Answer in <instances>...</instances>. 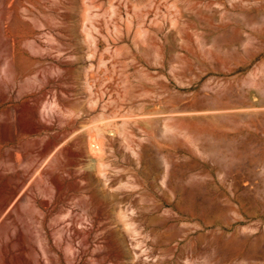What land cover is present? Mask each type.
Listing matches in <instances>:
<instances>
[{"label": "rangeland", "instance_id": "374dc122", "mask_svg": "<svg viewBox=\"0 0 264 264\" xmlns=\"http://www.w3.org/2000/svg\"><path fill=\"white\" fill-rule=\"evenodd\" d=\"M0 65V197L26 173L61 189L0 232V264H35L44 235L43 264H264V0H0ZM187 173L231 204L220 226L152 192Z\"/></svg>", "mask_w": 264, "mask_h": 264}, {"label": "bare ground", "instance_id": "6f19581e", "mask_svg": "<svg viewBox=\"0 0 264 264\" xmlns=\"http://www.w3.org/2000/svg\"><path fill=\"white\" fill-rule=\"evenodd\" d=\"M1 66V65H0ZM2 68V67H1ZM4 68V67H3ZM5 117V116H4ZM8 121H9V119H8ZM6 128H7V131L8 132H10L11 131V127L9 126V125H7L6 126ZM18 128H19V130L21 131V132H30V131H36L37 130V128H30V127H27V126H25V125H23V124H21V123H19V125H18ZM99 130V129H98ZM3 131V130H2ZM73 131V130H72ZM72 131H70V132H72ZM20 132V133H21ZM38 132V131H37ZM75 133V132H74ZM73 133V134H74ZM3 134H5V133H3ZM72 135V134H71ZM2 136H4V138H5V135H2ZM66 136V135H65ZM70 135H68V137H69ZM71 137V136H70ZM60 139V138H59ZM60 143V142H59ZM58 143V144H59ZM27 146V145H26ZM32 146V145H31ZM60 146V145H59ZM58 146V147H59ZM23 147V146H22ZM21 147V148H22ZM35 147V146H34ZM37 147V146H36ZM57 147V142L55 141V140H53V141H50L49 143H47L44 147H42L40 150H39V153H38V156H39V159L40 158H42L43 156H48L50 153H52V151H54L55 150V148ZM34 149V148H33ZM59 149V148H58ZM29 150H30V148H29ZM57 151H59V150H56V152ZM24 152V151H23ZM23 152H21V153H23ZM27 152H29V151H27ZM59 152H61V151H59ZM31 153V152H30ZM26 154V153H25ZM24 154V155H25ZM58 154V153H57ZM57 154H55V155H57ZM60 155V154H59ZM54 156V155H53ZM53 156H52V158H53ZM58 156V155H57ZM55 157V162L57 163V167H61V161H62V159L61 158H59V157ZM70 156V155H69ZM62 157V156H61ZM45 159V158H44ZM72 160V159H71ZM53 161V162H54ZM102 161V160H101ZM52 162V161H51ZM54 162V163H55ZM35 163V162H34ZM36 164V163H35ZM34 164V165H35ZM38 164V163H37ZM44 164V163H43ZM16 165H18V163L16 164ZM33 165V166H34ZM41 165V164H40ZM40 165H38V166H40ZM63 165V164H62ZM18 166H20V164L18 165ZM17 166V167H18ZM41 167V166H40ZM32 168V167H31ZM34 169V168H33ZM61 169V168H60ZM35 170V169H34ZM33 170V171H34ZM58 170V169H57ZM32 171V172H33ZM64 171V170H63ZM97 171H99V170H97ZM201 171V170H200ZM45 172H47V171H45ZM101 172V171H100ZM31 173V172H30ZM36 173H38V172H36ZM102 173V172H101ZM42 175H40V174H38V177H36V178H34V177H31L32 179H33V184L34 185H36V187H38L39 188V190L38 191H40V193L39 194H35L34 192H33V190H32V188L31 187H29V186H27V185H25V182H26V180H27V178H28V173H26V174H20V175H18V176H16V178L12 181V180H10V179H8V182L10 183L11 181H12V188H11V190L9 191V192H7L6 194H4L3 195V193H2V195H1V197H0V214L6 209V216H5V219L0 223V232L1 233H4V234H7V228H8V226L9 225H11L12 223H13V221H14V217L16 216V217H18L20 214H21V209H22V207H23V205L25 206L26 204L25 203H28V202H32L33 203V205H34V207H35V209H36V211L38 212V215H40L42 218L47 214V213H49L50 211H52L54 208H55V206L57 205V203L60 201V198H61V189H60V186H59V182H58V180H55L53 177V179L51 178V177H49L48 175H46L45 173H41ZM181 174V173H180ZM201 174V173H200ZM16 175V174H15ZM167 175H169V173L167 174ZM192 175V174H191ZM188 176V173H187V176L186 177H184V178H178V179H175L174 181H169L168 182V184H167V192L165 191H163L162 192V190L164 189L162 186V190L161 191H158L157 189H156V187L154 186V185H150V187H151V189H152V192L154 193H157V195H158V197H159V201L160 202H162V203H166V204H168L169 206H170V208L172 207V209H175V210H177V212H180V213H182V214H184V216H186V218L187 219H189L190 221H194V222H197V224H199V226H200V228H203V227H217V226H220L221 225V222H222V217H223V213H224V211L225 210H228V209H230L231 208V204L229 203V202H227L226 201V203H224V201L222 200L223 199V195L221 194V192L219 191V189L218 188H216V187H214V186H212L211 185V183L205 178V177H195V176ZM84 176V175H83ZM163 176V175H162ZM160 177V178H162L163 179V177ZM164 179L167 177L166 175H165V173H164ZM180 176V175H179ZM168 177H170V175L168 176ZM175 177H176V175H175ZM178 177V176H177ZM8 178V177H7ZM79 178V177H78ZM77 178V179H78ZM82 177H80L79 179H81ZM159 178V177H158ZM30 179V178H29ZM149 179V178H148ZM162 179H161V181H162ZM7 180V179H6ZM83 180H85V179H83ZM101 180V179H100ZM150 180V179H149ZM148 180V181H149ZM151 180H152V178H151ZM86 181V180H85ZM104 181V180H103ZM142 181V180H141ZM160 181V182H161ZM87 182V181H86ZM153 182V181H152ZM165 181L163 180V183L161 182V184L163 185V184H165L164 183ZM3 183H5V182H3ZM104 182H102V184H103ZM107 183V182H106ZM105 183V184H106ZM133 183V182H132ZM131 183V184H132ZM144 183V182H143ZM149 183H150V181H149ZM157 183V182H156ZM221 183V182H220ZM31 184H32V182H31ZM30 184V185H31ZM134 184V183H133ZM144 184H146V183H144ZM151 184V183H150ZM158 184V183H157ZM216 184V183H215ZM6 185H8V184H6ZM107 185V184H106ZM135 186H137V187H139V185H136V184H134ZM160 185V184H159ZM1 186V185H0ZM208 186V187H207ZM7 187V186H6ZM9 187V186H8ZM7 187V188H8ZM28 187V188H27ZM131 187H133V186H131ZM104 188H105V185H104ZM103 188V189H104ZM140 188V187H139ZM165 188H166V184H165ZM108 189V188H107ZM110 189V188H109ZM108 189V190H109ZM137 189V188H136ZM208 189H209V191H208ZM4 190V189H3ZM6 190V189H5ZM115 190V189H114ZM143 190V189H142ZM146 190V189H145ZM165 190V189H164ZM2 191V190H1ZM37 191V190H36ZM86 192L88 191V190H85ZM222 191V190H221ZM140 192V191H139ZM138 192V193H139ZM142 192V191H141ZM160 192V193H159ZM223 192V191H222ZM255 192V191H254ZM94 193V192H93ZM137 193V192H136ZM159 193V194H158ZM171 194V195H169V194ZM142 194V193H141ZM140 194V195H141ZM230 195V194H229ZM248 195V194H247ZM246 195V196H247ZM254 195V194H253ZM255 195H257V194H255ZM62 196H63V194H62ZM88 196H90V195H88ZM92 196V195H91ZM95 197H96V194L94 195ZM134 196V195H133ZM138 196V195H137ZM136 196V197H137ZM242 195H238V194H236V196H234V198H233V200L237 203V204H239L240 206H242V202H244L243 200V198L242 197H244V196H242ZM262 196V195H261ZM99 197V196H98ZM98 197H96V198H98ZM140 196H138V198H139ZM142 197H144L145 198V196H142ZM155 198L157 197V196H154ZM228 197V196H227ZM253 197V196H252ZM85 198H87V197H85ZM94 198V197H93ZM102 198V197H101ZM100 198V199H101ZM247 198V197H246ZM250 198V197H249ZM249 198H247V200L249 199ZM260 198V197H259ZM104 199V198H103ZM130 199H131V197H130ZM142 199V198H141ZM156 199H158V198H156ZM229 199V198H228ZM76 200H78V199H76ZM104 200H106V199H104ZM229 200H231V199H229ZM246 200V199H245ZM250 200V199H249ZM253 200V199H252ZM100 201H102V200H99V202ZM158 201V200H157ZM222 201H223V203H222ZM127 202V201H126ZM140 202V201H139ZM143 203H144V201H142ZM107 203V202H106ZM148 203H149V201H148ZM157 203V202H156ZM235 203V204H236ZM250 203H252V201L250 202ZM253 203H254V201H253ZM100 204V203H99ZM98 204V205H99ZM105 204V203H104ZM138 205H140V203H137ZM152 204V203H151ZM77 205V204H76ZM101 205V204H100ZM107 205V204H106ZM118 205V204H117ZM121 205V204H120ZM154 205V204H153ZM253 205V204H252ZM85 206V205H84ZM127 206V205H126ZM142 206V205H141ZM148 206V205H147ZM100 207H104V206H100ZM107 207V206H106ZM124 207V206H123ZM138 207V206H137ZM166 207V206H165ZM119 207H117V210H119L118 209ZM86 209H87V207H86ZM106 209V208H105ZM112 209V208H111ZM125 209V208H124ZM123 209V210H124ZM137 209V208H136ZM140 209V208H139ZM142 209V208H141ZM237 209H238V207H237ZM249 209V208H248ZM253 209V208H252ZM85 210V209H84ZM107 210V209H106ZM105 210V211H106ZM126 210H128V209H126ZM160 210V209H159ZM167 210V209H166ZM235 210H236V208H235ZM86 211V210H85ZM84 211V212H85ZM120 212H121V210H119ZM118 211V212H119ZM130 211V210H129ZM157 211V210H156ZM155 211V212H156ZM164 211V210H163ZM174 211V210H173ZM251 211V210H250ZM254 211V210H253ZM94 212V211H93ZM116 212V211H115ZM135 212V211H134ZM133 212V213H134ZM137 212H139L138 210H137ZM242 212V211H241ZM249 212V211H248ZM89 212H87V213H85V214H88ZM103 213V212H102ZM123 213H124V211H123ZM122 213V214H123ZM129 213V212H128ZM131 213V215H132V212H130ZM162 213V212H161ZM164 213H166L165 211H164ZM169 214H170V212H168ZM174 213H175V211H174ZM94 214V213H93ZM104 214V213H103ZM110 214V213H109ZM118 214V213H117ZM156 214V213H155ZM64 214H62V216H63ZM68 215H70V214H68ZM89 215V214H88ZM95 215V214H94ZM112 215V214H111ZM137 215V214H136ZM170 215H172V214H170ZM177 215V214H176ZM247 215V214H246ZM250 215V214H249ZM67 216V215H66ZM89 216H91V215H89ZM116 216V215H115ZM128 217H129V215H127ZM133 216V215H132ZM167 216H169V215H167ZM58 217V216H57ZM64 217V216H63ZM96 217V216H95ZM117 217H119V215H117L115 218H117ZM123 217V216H122ZM258 217V216H257ZM59 218H60V216H59ZM69 218H72L71 219V221L68 223L70 226H71V232H72V235H71V238H69V242H67L66 240V242L67 243H69V244H67L69 247H72V243H73V240L76 238V236H78V230H77V225H79L78 224V221L76 220L77 218H73L72 216L71 217H69ZM90 218V217H89ZM113 218V217H112ZM120 218V217H119ZM224 218V217H223ZM238 218H240V216L238 217ZM243 218V217H242ZM55 219H56V217H55ZM55 219H54V221H55ZM64 219V218H63ZM96 219V218H95ZM101 219V218H100ZM110 219V218H109ZM132 219V218H131ZM130 219V220H131ZM134 219V218H133ZM156 219V218H155ZM161 219H163V218H161ZM160 219V220H161ZM164 219H165V217H164ZM184 219V218H183ZM225 219V218H224ZM248 219V218H247ZM255 219V218H254ZM107 220V219H106ZM112 220V219H111ZM119 220V219H118ZM159 220V219H158ZM166 220V219H165ZM168 220V219H167ZM82 221L84 222V218L82 219ZM81 221V222H82ZM96 221V220H95ZM98 221V220H97ZM101 221V223H102V221L103 220H100ZM99 221V222H100ZM107 221H109V220H107ZM106 221V222H107ZM116 221V220H115ZM133 221V220H132ZM131 221V222H132ZM156 221V220H155ZM162 221V220H161ZM52 222V221H51ZM56 222H58V220H56ZM56 222H54V225H55V223ZM91 222V221H90ZM94 222V221H93ZM176 222H178V221H176ZM184 222V221H183ZM183 222H181L180 224L182 225V223ZM259 222V221H258ZM60 223H62V222H60ZM80 223V222H79ZM155 223V222H154ZM179 223V222H178ZM188 223H190L189 221H188ZM263 223V222H262ZM49 224V223H48ZM57 225L59 224V223H56ZM81 224V223H80ZM93 224V223H92ZM115 224V223H114ZM126 224V223H125ZM128 224V223H127ZM127 224H126V226H127ZM134 224V223H133ZM226 224V223H225ZM68 225V226H69ZM106 225H108V224H106ZM155 225V224H154ZM162 225H165V224H163L162 223ZM191 224H189L188 226H186V224L184 225L185 227H189ZM67 226V227H68ZM96 226V225H95ZM105 226V225H104ZM118 226V225H117ZM121 226H123V225H121ZM126 226H124V228L126 227ZM161 226V225H160ZM159 226V227H160ZM257 226V225H256ZM63 227V226H62ZM79 227H80V225H79ZM99 227V226H98ZM105 227H107V226H105ZM104 227V228H105ZM110 227V226H109ZM165 227V226H164ZM248 227V226H247ZM58 228V227H57ZM60 228H61V226H60ZM59 228V229H60ZM119 228V227H118ZM123 228V229H124ZM158 228V227H157ZM197 228V227H196ZM256 228V227H255ZM68 229V228H67ZM92 229V228H91ZM162 229H163V227H162ZM165 229H166V227H165ZM181 229V228H180ZM184 229V228H183ZM189 229V228H188ZM62 230H63V228H62ZM61 230V232H63ZM69 230H70V228H69ZM69 230H68V232H69ZM101 230V229H100ZM106 230V229H105ZM184 230H186V229H184ZM183 230V231H184ZM207 230V229H206ZM224 230V229H223ZM65 231V230H64ZM102 231V230H101ZM221 231V230H220ZM83 232V231H82ZM103 232H105V231H103ZM140 232V231H139ZM204 232V231H203ZM209 232V231H208ZM225 232V231H224ZM44 233V232H43ZM58 233V232H57ZM65 233V232H64ZM198 233V232H197ZM206 233H207V231H206ZM212 233V232H211ZM221 233H222V231H221ZM56 234V233H55ZM82 234V233H81ZM103 234V233H102ZM128 234V233H127ZM180 234H181V232H180ZM203 234V233H202ZM240 234V233H239ZM44 235V234H43ZM86 235V234H85ZM95 235V234H94ZM182 235V234H181ZM184 235H185V232H184ZM248 235V234H247ZM53 236H55V235H53ZM68 237H69V235H67ZM147 236V235H146ZM198 236H199V234H198ZM206 236V235H205ZM13 237V236H12ZM62 237V236H61ZM202 237V236H201ZM244 237V236H243ZM30 238H31V236H30ZM57 238V237H56ZM81 238V237H80ZM79 238V239H80ZM6 239H8V238H6ZM60 239V238H59ZM65 239V238H64ZM197 239V238H196ZM205 239V238H204ZM9 240V239H8ZM42 240L44 241V245H43V247L41 248V254H40V256H39V258H38V260L37 261H35V264H43V262L45 261H43L42 260V258H41V256L42 257H45V258H47V256H48V254L50 253V248L48 247V243H47V239H46V237H45V235L42 237ZM42 240H41V242H42ZM81 240V239H80ZM104 241V240H103ZM16 242V246H18V248H20V250H19V253L20 254H22L23 252H24V250H25V248H26V241H25V238L23 237V235L21 234V232H19L18 233V237H17V240L15 241ZM54 243V242H53ZM15 244V243H14ZM57 245V244H56ZM16 246H14L15 248H16ZM39 246V245H38ZM42 246V245H41ZM40 246V247H41ZM13 247V246H12ZM6 248V247H5ZM57 248H58V246H57ZM30 251H32V253L34 252V250H33V248H32V250H30ZM30 251H28V253L30 252ZM73 251V250H72ZM73 252H75V251H73ZM56 253V252H55ZM71 253V252H70ZM11 254V253H10ZM36 254V256H38L39 254H37V253H35ZM53 254V253H52ZM55 255V254H54ZM72 255H74V254H72ZM35 256V257H36ZM71 257V256H70ZM71 258H73V256L71 257ZM32 259V258H31ZM33 259L35 260V258H34V256H33ZM1 260V259H0ZM21 260V259H20ZM69 261V260H68ZM67 261V262H68ZM72 261H73V259H72ZM72 261H71V263H72ZM75 261V260H74ZM49 262V261H48ZM47 262V263H48ZM66 262V261H65ZM70 262V261H69ZM68 262V263H69ZM46 263V264H47ZM67 263V264H68ZM97 263V262H96ZM22 264V263H21ZM98 264V263H97ZM100 264V263H99Z\"/></svg>", "mask_w": 264, "mask_h": 264}]
</instances>
